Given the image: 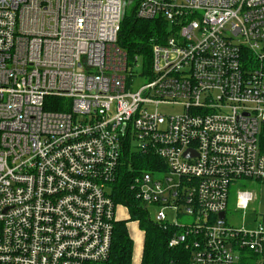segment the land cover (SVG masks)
<instances>
[{"label": "built area", "instance_id": "built-area-1", "mask_svg": "<svg viewBox=\"0 0 264 264\" xmlns=\"http://www.w3.org/2000/svg\"><path fill=\"white\" fill-rule=\"evenodd\" d=\"M128 1L0 0V264L105 262L124 163L190 264H264V216L226 221L264 181V0ZM133 3L166 22L149 63L118 42Z\"/></svg>", "mask_w": 264, "mask_h": 264}, {"label": "trees", "instance_id": "trees-1", "mask_svg": "<svg viewBox=\"0 0 264 264\" xmlns=\"http://www.w3.org/2000/svg\"><path fill=\"white\" fill-rule=\"evenodd\" d=\"M165 35L166 22L161 17L141 19L134 14H127L118 42L129 55L140 54L149 63L153 41H163ZM50 100L63 101L54 97ZM52 109L63 110L65 107L57 106ZM155 161L154 156L139 154L135 157L134 166L142 170H154ZM127 166L125 163L120 166V175L112 185L111 196L117 204H124L128 208L130 218L116 221L109 258L103 263L89 264H133L135 240L129 232L128 221H137L144 234L141 264H190L191 249L185 243L169 245L171 238L180 233L181 229L171 224L164 227L151 218L149 208L129 189L132 177L139 171L129 173L126 171ZM135 167L134 170L137 169Z\"/></svg>", "mask_w": 264, "mask_h": 264}, {"label": "rangeland", "instance_id": "rangeland-1", "mask_svg": "<svg viewBox=\"0 0 264 264\" xmlns=\"http://www.w3.org/2000/svg\"><path fill=\"white\" fill-rule=\"evenodd\" d=\"M133 3L128 9L127 14L132 12L134 7ZM148 81L147 77H139L134 87L138 88ZM163 112H173L174 108L163 107ZM248 189L254 193V198L250 202L248 208L239 209L236 205L238 190ZM149 212L152 219H155L156 209L154 207L149 208ZM168 218H175V213L170 209L167 210ZM264 216V181L262 180H243L234 185L230 189V196L228 202V209L226 215V221L230 225L242 226V225H254L261 222ZM117 218L121 220H128L130 218L128 208L124 204H118ZM256 219V220H255ZM178 220L182 223L193 221V217H187L180 215ZM128 229L133 236L136 244L135 257L140 256L141 248L143 245V232L139 229L137 221H128ZM134 264H139V259L136 258Z\"/></svg>", "mask_w": 264, "mask_h": 264}, {"label": "crops", "instance_id": "crops-1", "mask_svg": "<svg viewBox=\"0 0 264 264\" xmlns=\"http://www.w3.org/2000/svg\"><path fill=\"white\" fill-rule=\"evenodd\" d=\"M143 241H144V234H143ZM142 250H143V245H142V248H141L140 256H139V257H135V251H136V244H135L134 257H133V264H134V261H135L136 258L139 259V264H141Z\"/></svg>", "mask_w": 264, "mask_h": 264}, {"label": "water", "instance_id": "water-1", "mask_svg": "<svg viewBox=\"0 0 264 264\" xmlns=\"http://www.w3.org/2000/svg\"><path fill=\"white\" fill-rule=\"evenodd\" d=\"M132 0H129L127 4H129ZM224 216V212L221 213V217Z\"/></svg>", "mask_w": 264, "mask_h": 264}]
</instances>
